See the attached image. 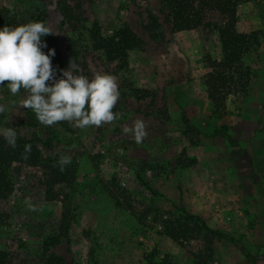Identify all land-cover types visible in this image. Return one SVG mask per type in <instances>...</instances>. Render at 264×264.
Segmentation results:
<instances>
[{
  "label": "rangeland",
  "instance_id": "374dc122",
  "mask_svg": "<svg viewBox=\"0 0 264 264\" xmlns=\"http://www.w3.org/2000/svg\"><path fill=\"white\" fill-rule=\"evenodd\" d=\"M57 1L0 0V7L45 13L59 54L56 79L73 61L75 75L115 76L120 95L113 112L120 119L84 129L66 121L43 126L21 106L26 94L13 96L7 82L0 85V104L7 107L0 130L50 142L39 164L13 167L8 190L0 192V264H40L42 244L62 215L69 221L68 245L58 251L68 264H145L149 255L170 264H251L213 235L180 245L165 237L154 219L176 215L180 206L238 240L254 264L255 258L264 264V0L235 8L234 31L257 37L241 58L254 78L244 94L228 97L220 117L211 114L204 87L205 57L220 55L216 14L174 32L161 0H67L78 3L69 24ZM150 16L158 28L147 34ZM124 26L144 46L130 51L119 70L95 50L91 33L109 38ZM136 119L146 125L140 144L122 132ZM222 126L229 140L209 136ZM61 155L71 157V176L53 166ZM26 199L37 211L27 209Z\"/></svg>",
  "mask_w": 264,
  "mask_h": 264
},
{
  "label": "trees",
  "instance_id": "16d2710c",
  "mask_svg": "<svg viewBox=\"0 0 264 264\" xmlns=\"http://www.w3.org/2000/svg\"><path fill=\"white\" fill-rule=\"evenodd\" d=\"M247 0H161V4L168 11V24L170 30L174 32L189 31L196 28L202 20L211 14H216L219 21L214 24L215 30L220 35V55L219 60L205 57L204 64L208 72L204 76L205 95L210 105L211 114L220 117L225 113V105L228 97H236L246 92L254 74L242 63V56L257 45V37L253 33L244 34L234 31L235 8L237 4ZM76 5H70L67 0L57 1L59 15L65 23L74 21V9ZM46 15L37 8H28L21 11H11L0 7V28L5 26L16 27L29 22H44ZM150 24L144 31L151 34L158 28L155 17L150 16ZM46 24V23H45ZM93 47L100 50L108 62H116V68L123 70L126 66L127 55L135 49H142L144 41L138 37L128 27H122L109 38H100L96 32H92ZM46 47L42 48L44 54L49 49H53L55 55L52 56L51 65L54 68L59 61L55 41L50 36L42 37ZM141 91L132 90L133 96L140 98ZM22 94H26L23 90ZM31 115L29 114V117ZM1 123V115H0ZM210 137H220L229 140L225 127H219L212 131ZM31 144L32 149L29 158H21L23 146ZM234 145V143H231ZM43 151L50 150V142L35 138L17 137V148L12 149L0 135V192L8 190L10 175L13 167L35 166L43 159ZM59 156L53 158L54 164ZM63 173L72 175V171L65 167ZM148 188L147 185H143ZM49 192V189H47ZM115 206L122 208V203L115 201ZM176 215L158 214L154 221L159 224L162 234L170 241L183 244L201 236L202 233L213 235L226 242L238 250L239 254L249 263L253 264L252 255L236 239L226 233L209 228L203 219L195 214L187 212L184 207H179ZM149 210L143 211L138 222H142L150 213ZM69 221L66 215L60 216V220L55 230L52 231L42 244L40 264H68L58 251V247L68 245ZM145 264H170L165 258L156 259L149 255L145 259Z\"/></svg>",
  "mask_w": 264,
  "mask_h": 264
},
{
  "label": "clouds",
  "instance_id": "9594fccd",
  "mask_svg": "<svg viewBox=\"0 0 264 264\" xmlns=\"http://www.w3.org/2000/svg\"><path fill=\"white\" fill-rule=\"evenodd\" d=\"M53 35L44 22H29L16 27L0 28V85H4L13 95L21 90L26 93L21 106L30 109L43 126H53L59 122H69L74 127L84 129L104 124H112L120 119V114L113 112L119 99L116 77L109 74L93 73L91 79L73 68L61 73L56 79L55 69L51 65L53 49L44 54L46 45L42 37ZM7 107L0 104V113ZM122 132L131 134L135 143L140 144L147 136L143 120L136 119L131 124L122 126ZM7 145L17 148V133L13 128L0 130ZM32 145L25 144L21 158L27 160ZM71 163V157L61 155L54 167L61 172ZM29 211L37 207L29 199L25 200Z\"/></svg>",
  "mask_w": 264,
  "mask_h": 264
},
{
  "label": "crops",
  "instance_id": "0c3cea01",
  "mask_svg": "<svg viewBox=\"0 0 264 264\" xmlns=\"http://www.w3.org/2000/svg\"><path fill=\"white\" fill-rule=\"evenodd\" d=\"M228 235V234H227ZM231 237V236H230ZM253 257V256H252ZM244 259V258H243ZM260 259V258H259ZM259 259H256L255 258V264H257L258 262H261V261H259ZM245 260V259H244ZM261 260V259H260ZM246 261V260H245ZM254 261V260H253ZM248 262V261H247ZM254 264V263H253Z\"/></svg>",
  "mask_w": 264,
  "mask_h": 264
}]
</instances>
